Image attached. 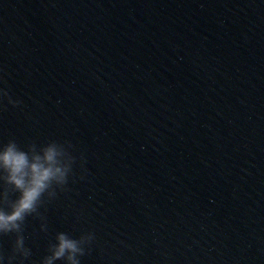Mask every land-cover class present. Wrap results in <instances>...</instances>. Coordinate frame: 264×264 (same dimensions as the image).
Segmentation results:
<instances>
[{"label": "water", "instance_id": "95a60500", "mask_svg": "<svg viewBox=\"0 0 264 264\" xmlns=\"http://www.w3.org/2000/svg\"><path fill=\"white\" fill-rule=\"evenodd\" d=\"M0 88V144L77 157L25 264H264V0H0Z\"/></svg>", "mask_w": 264, "mask_h": 264}, {"label": "clouds", "instance_id": "9594fccd", "mask_svg": "<svg viewBox=\"0 0 264 264\" xmlns=\"http://www.w3.org/2000/svg\"><path fill=\"white\" fill-rule=\"evenodd\" d=\"M19 107L22 101L13 100L10 93L0 88V110L5 104ZM70 142L50 140L44 144L31 141L21 145L15 138L0 144V237L15 236L10 253L0 248V264H25L32 256L24 235L29 217L40 219L41 231L47 232V217L40 209L54 201L59 192L68 191L70 177L74 176L77 157ZM86 160L80 156L83 168ZM83 179V177H81ZM94 233H86L78 239L66 232H59L55 242H49L40 264H82L81 258L90 255Z\"/></svg>", "mask_w": 264, "mask_h": 264}]
</instances>
